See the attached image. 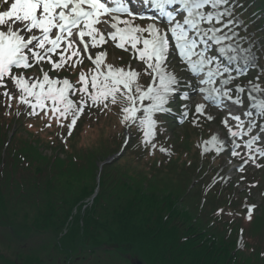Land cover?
<instances>
[{
    "label": "snow or ice",
    "instance_id": "1",
    "mask_svg": "<svg viewBox=\"0 0 264 264\" xmlns=\"http://www.w3.org/2000/svg\"><path fill=\"white\" fill-rule=\"evenodd\" d=\"M3 2L7 5L9 0ZM139 3L141 9L146 7L155 14L146 16L143 11H137L132 0H13L7 10L0 12V87L5 89L3 95L9 101L14 98L7 90L11 84L18 92L17 103L30 108V116L51 113L60 127H64L61 121L71 116L67 124L70 136L86 106L107 107L105 102L109 98L115 105L117 94L123 88V98L132 105L122 109L123 119L130 125L139 121L146 129V143L151 134L149 130L155 127L153 114L170 113L171 107L166 105L176 99L190 98L188 91L181 92L182 88L195 91L199 85L218 84V87H199L205 101H213L216 107L230 110L226 101L237 106L245 103L240 96L245 91L243 87H228L235 79L234 72L243 74L240 61L250 62L245 50L235 42L239 37L234 26H240L234 16V10L239 6L236 0H139ZM134 19H149L153 23L135 27L132 24ZM157 21L163 25L164 31L156 26ZM144 33L148 38L140 35ZM108 39L118 41L117 48L130 45L138 53V58L145 62L152 80L158 83L150 84L146 90L137 87V95L133 96L132 83L137 72H125L111 66L106 73L102 72L105 53L97 52L93 58L92 49L99 48ZM140 44L143 47L138 49ZM177 55L186 65V71L197 81L195 87L186 78L168 71ZM85 59L94 65V70L90 80L88 74L80 73L79 89L68 78L51 79L43 67L40 68L42 80L30 82L22 74L43 64L50 65L49 71H58L69 62L71 67H76ZM250 91L264 95V89L255 83ZM77 93L80 99L74 102L69 97ZM234 95L236 99H232ZM137 100L141 104L150 101L142 108L140 117L137 113L141 108L135 106ZM248 100L256 114L264 118V99L249 96ZM195 112L203 114L204 104H198ZM242 114L252 115L249 111ZM183 115L187 116V112ZM231 119L238 122L237 127L242 123L240 116L232 115ZM227 123L225 120V126ZM248 127H252L251 121ZM256 127L262 135L253 136L245 145L248 148L257 140L264 143V125ZM228 134L232 138L238 135L231 128H228ZM211 142L222 143L216 136ZM238 147L240 145L233 140L232 155H239L235 151ZM253 207L248 208V219H251Z\"/></svg>",
    "mask_w": 264,
    "mask_h": 264
},
{
    "label": "rangeland",
    "instance_id": "2",
    "mask_svg": "<svg viewBox=\"0 0 264 264\" xmlns=\"http://www.w3.org/2000/svg\"><path fill=\"white\" fill-rule=\"evenodd\" d=\"M260 0H247L248 6L250 7H254L256 5L263 7L264 9V0H261V3H259ZM261 14V13H260ZM259 18H261L262 20L264 19L263 14H261V16L259 15ZM256 20H258V18H256ZM236 42V41H235ZM241 49L245 50V55L249 56L250 58V62H248L250 65H252L254 59H252L254 57V52L250 50V48L248 47H242L239 46ZM109 53H113V51L111 49H109ZM111 64L116 62V57L115 55L113 56V58L111 57ZM242 62H244L243 60H241L239 67H243L245 66V64H243ZM112 67V66H111ZM113 68V67H112ZM127 68H129V70L131 71H135L137 72V67L133 66L132 64L127 67H125L124 71L127 70ZM26 76L27 79L30 80V82L32 80H42V72L39 70H35L33 72H27V73H22ZM51 79H64V77H55L52 74H49ZM70 80V83H72L71 78L68 76L66 77ZM157 83V82H156ZM10 94L12 96L17 95L18 96V92L16 91V89L14 87H12L11 84H9L8 89H7ZM5 89L0 87V148L2 146V148H4L3 142H4V133L5 130L6 132V137H10L12 129H8L9 127V123H11V119L8 117L10 116H6V112H8L9 106H8V99L7 97H5L3 95ZM124 92L123 88L121 89L120 93L117 94V99L120 100L121 102H123L124 104H126L127 107H131L132 105L129 104V102L123 98V96L121 95ZM192 97H190V101L191 102H198L200 99H197L195 97L194 94H190ZM249 95L251 97L254 98H259L262 97L261 93H257L255 91H249ZM70 99H72V97H69ZM241 98L245 101V97L241 96ZM7 101V103L5 104L3 101ZM74 101V100H73ZM76 102V101H74ZM107 106L111 105V98H109L106 102ZM150 104V101L145 100L142 104L141 102H139L137 100L136 103V107L141 108V111L137 113V116L140 117L143 115L142 113V108L146 107ZM244 105H246V101L244 103ZM23 109L27 108L25 105H22ZM105 107L104 105H100V107L96 108V109H101ZM123 109V108H122ZM95 110V109H94ZM31 111V109H30ZM91 110H84V112H88ZM118 111V110H117ZM116 111V112H117ZM232 111L236 112L237 116L241 117V121L246 120L245 116L239 111L238 108H233L232 107ZM123 112V111H122ZM210 117L213 118L214 117V112L211 111L210 112ZM19 114H23L25 115L26 118H31L34 116H30L29 112H23L21 113V108H19ZM98 114V113H96ZM94 114V115H96ZM113 115L118 117V112L115 113L113 112ZM111 114H104L103 117H100L97 122L94 119H91L90 121H88V119L90 117H92L93 115H88L87 113L84 114V116L86 117V121H84V124L82 125L81 122H78L76 124V127L72 130L74 131L73 135H76V139L74 138V140H77L76 142V146L77 147H81L80 148V153L79 154H73L74 151L72 152V156L64 153L63 151H59V149H56V146L58 144H64L65 146H67L69 144V140L65 143L63 139H65L66 137H68V128H66L67 124L70 123L71 120V116L68 117V119L62 120L61 123L64 125V127H60L58 125V123L55 124L56 119L53 118L51 116V113H49L47 116H45L42 112L41 115H38L36 120H38L37 122H25L26 124L24 125L25 128L23 127L22 129H20L21 133H19V135L16 137L14 141L16 148L13 150H9L8 153L12 154L10 156V161L9 163H5L2 165V168L6 171H14L19 167V162L22 166H25L26 164H24V160H26V162H28V158H24L19 156V153L21 152L24 156L26 157H31L32 155H34V153L36 152V154L34 156L40 157L42 161H39V165L42 166H38V169L41 171V174L44 172L47 173L48 171V177L41 175V180L40 182H42L43 178H46V181L48 178L54 177V172L57 170V172L59 173V175H61L63 178L62 180H66V181H70L72 183V179L74 178V170L73 169H78L81 165V161L86 160V159H90L91 157V146L92 145H97L99 142H102L103 144L105 143H109V149L107 150L106 153L109 152H113L114 150H118L119 149V145L120 140L123 141V138L126 136L125 134V130H126V125L124 126L123 123V117L121 116V124L118 122V120ZM36 116V115H35ZM41 117V118H40ZM40 118V119H39ZM231 121V126L234 127L235 129H237L238 131L241 130V138H240V142H235L236 144L240 143V147L235 148V151L237 153H239V155H232V151H230L229 156L231 157L228 158L227 155H225V157L219 158L217 160H208L209 164L212 165V168L215 170L213 173V180H217V181H232L234 182V186L236 187V189H238L241 193H243L241 196H238L237 198H241V205L244 207H246V209L248 210V207H253V212H252V224L253 226H251L248 230L243 231L242 234V238L240 235H238L234 239V241H236L237 243L239 241H241L242 245H245L246 247H248L250 249V247H253L254 250L251 252V249L248 250L247 252H250L251 254H254V252L260 251L264 252V195H259V194H252L249 193L245 187L246 184H248L249 181H253L251 180L252 177L257 178L259 176L257 169L263 167V165L261 163H259L258 161H264V149L262 148V146L264 145V143L260 142L259 140L255 141L252 143L251 148L246 147L245 145L249 142L252 141L253 136L256 137H260L261 133H257V131H250L248 130V127H244L242 128V124L237 127V121L235 120H230ZM216 121L211 124L210 126H208L209 130L212 132L216 133V136H219L221 134H223V129L220 128L219 125H215ZM50 125V126H49ZM142 128V136L140 138H135L132 139L133 141V150H132V154L137 156L139 155L142 150H143V145H150V141L154 138V136L156 135V130L155 127L150 129V135L148 137V142H145L144 139V133H145V128L143 126H141ZM27 129V130H26ZM31 131V132H28ZM4 131V132H2ZM164 133L159 132L158 130V134L163 135V138L160 139V148L156 149L157 153H162L165 154L166 151L170 150L173 147V143H177L183 146V148H180L181 151H185L187 150L190 153H193L195 150H200L205 153H208L207 151V141L203 140L204 138L198 137V138H192L191 141L189 142V146L192 143H195V150L192 148V150L188 149V146L186 144V142L184 143H179L176 140H173L172 138V133L170 131V127H167V129L165 128ZM177 133H179L181 130L180 129H176ZM2 135V136H1ZM63 140V142H62ZM72 142V138L70 140ZM34 145V147L32 148L31 145ZM239 145V144H238ZM165 146L167 148H165ZM76 148V147H75ZM150 148V147H149ZM66 149V148H65ZM161 149H164V151H161ZM16 150V151H15ZM28 151L27 154H25V152ZM119 151V150H118ZM59 153V155L53 153ZM68 152H70V149H68ZM7 153V154H8ZM149 153L146 152L144 157H148ZM170 155V151L167 153V156ZM161 155H155L154 157H152L151 159L148 160H144L139 164V166H141L140 169L145 168V167H154L156 164V161H160L161 160ZM261 158V159H260ZM236 160H244L246 162V167L245 169H242L240 171V174H237L235 170H233V166H234V162ZM19 161V162H18ZM101 160H95L94 162V166L97 167V164L100 162ZM214 162V163H213ZM122 164L127 166V167H131L134 165V160L131 157H127L125 159L122 160ZM180 164V163H179ZM178 161H177V165ZM90 168H92V165L89 163L88 164ZM170 167H176L173 164H170L168 166V168ZM210 167V165H208V167H206L205 171L208 170V168ZM211 168V167H210ZM3 171V170H1ZM47 171V172H46ZM62 171H64V173H62ZM72 176V177H70ZM90 176L92 177V182L94 180V177L96 176V170L94 169L92 171V173H90ZM19 177V178H18ZM21 178V179H20ZM30 170L29 168L26 169V171L24 172H19L16 173L15 175H4V179L5 180H10L12 182H18L22 188V190L25 192H35V190H33V188H31L32 186H30L27 182L30 181ZM38 182V181H37ZM91 182V183H92ZM42 187V185H41ZM37 190L39 192H43L45 195V192L41 190L40 187H38L37 185ZM60 190L62 189L61 187H58ZM182 188V187H180ZM180 188L178 189H174L172 190V192L175 193V191L180 190ZM225 188H228L227 186ZM85 188H83L84 190ZM76 189L73 187L72 191H60L58 192V194H60L63 199H58L56 200L55 205L53 204V208H51V214H50V219L41 227H37L36 229L39 230L41 233L48 231V232H53V233H43L38 235L37 232L33 233H19L17 230L14 231L15 229L12 227H7V225L4 224V218L2 217V215H0V252L2 253H11L12 251H14L15 249H17L18 247H25V249H30L29 247H44L42 245H39L38 240L40 237H44L46 238H51L52 239V244H54V240H57V236L58 235V240L59 242L62 241V245L63 242L65 243V241H68L67 246H70V241L72 240V233L69 232L72 231V223L74 222V218H72V197L73 195L76 193ZM234 194V192H233ZM42 195V194H41ZM49 196H52V194H50ZM77 199H74L76 203L81 204L82 199V205H85L86 207H90L92 200L90 197L88 198H84L82 196H78L76 197ZM32 199L35 200V198L33 197ZM89 199V200H88ZM38 201H40L39 197L37 198ZM85 203V204H84ZM45 204L48 206L50 205V201L49 199L45 201ZM67 205L66 211L62 213V207L64 205ZM84 209H81L80 212L78 213L77 211H75L74 217L75 216H80L82 214ZM55 211H61L62 217H58L55 215ZM230 216H232V214H228ZM248 226L246 224V222L244 221L243 224V228L246 229ZM5 228H9L10 231H7ZM78 228L81 231H86L88 230V227L86 228V225L81 222L78 226ZM98 231L102 230L103 227L102 225H98L97 226ZM8 233L12 234V236L16 239L14 240L16 242V247L15 246V242L10 238V236L8 235ZM56 233V234H55ZM38 235V236H36ZM94 235L96 237V241H103V238L100 237L97 233V229L94 232ZM253 242V244H251L249 241ZM41 241V240H40ZM179 244V243H178ZM72 247L73 246V241H72ZM109 247H113V249H117L116 246H109ZM152 247V246H150ZM35 248V250H36ZM68 251L66 252L67 254V258H69V253L72 255V250L74 249L75 252H83L85 253V256H79V258L74 261V262H68V260L65 261L64 259V263L65 264H87L86 260L88 257H97L96 258V264H126L123 263L121 261V259L118 258H109L105 253H99V251H101V249H110L108 247H95V246H89V245H79L78 247L75 248H71L68 247ZM151 250V248H149ZM116 254H119L118 251H115ZM122 252V251H120ZM19 253V252H18ZM17 253V254H18ZM43 254H45L43 252ZM153 254V253H152ZM156 254V253H155ZM21 255V254H19ZM113 255V254H112ZM157 255V254H156ZM42 260H46L48 256L42 255ZM179 256L176 254L175 256H172V264H178V260H179ZM182 262L183 264H187V262L189 261L188 258L186 257H182ZM0 260H3V257L0 256ZM71 260H72V256H71ZM89 260V258H88ZM258 260V258L256 259V261ZM41 262H46V261H37L34 264H40ZM48 262V261H47ZM177 262V263H176ZM63 264V263H62ZM89 264H92V262H90ZM148 264H155L154 262H150L148 261ZM159 264V263H157ZM163 264V263H162Z\"/></svg>",
    "mask_w": 264,
    "mask_h": 264
},
{
    "label": "trees",
    "instance_id": "3",
    "mask_svg": "<svg viewBox=\"0 0 264 264\" xmlns=\"http://www.w3.org/2000/svg\"><path fill=\"white\" fill-rule=\"evenodd\" d=\"M91 153V165L94 164L96 156H106L99 149H92ZM108 169L103 171L101 192L93 209L79 218L88 229L95 224L102 225L103 229H97V233L106 239V243L131 246L136 256L139 257L140 254L147 257L151 253L148 248L141 246L145 242H151L154 253L151 259L146 258L147 263L150 261L155 264H172V256L177 254V247L174 246L183 241L182 245L186 247L181 248L190 256L189 264H264V260L256 261L259 258L257 253L250 254L235 249L234 243L225 237L228 233L233 235L230 227H220L216 238L203 225L193 222L192 215L186 213L180 200H172L173 194L166 192L167 196H163L159 194L161 192L149 191V188L144 190L141 186L133 185L131 181L118 179ZM150 178L152 177H147L141 185L147 184ZM166 179L173 180L172 176ZM84 190L87 192L86 188ZM66 208L65 204L62 213ZM55 215L62 217L61 211H55ZM69 232L72 233L70 230ZM84 233L85 236L82 233L80 237L77 235L79 242L92 246L101 243L90 238L87 232ZM59 243L62 244V241ZM65 254L66 252L62 255Z\"/></svg>",
    "mask_w": 264,
    "mask_h": 264
},
{
    "label": "bare ground",
    "instance_id": "4",
    "mask_svg": "<svg viewBox=\"0 0 264 264\" xmlns=\"http://www.w3.org/2000/svg\"><path fill=\"white\" fill-rule=\"evenodd\" d=\"M12 2V1H11Z\"/></svg>",
    "mask_w": 264,
    "mask_h": 264
}]
</instances>
